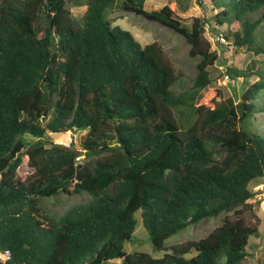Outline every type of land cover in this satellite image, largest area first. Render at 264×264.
<instances>
[{"label":"trees","instance_id":"trees-1","mask_svg":"<svg viewBox=\"0 0 264 264\" xmlns=\"http://www.w3.org/2000/svg\"><path fill=\"white\" fill-rule=\"evenodd\" d=\"M210 2L219 10L187 25L147 0H0V264H244L260 235L244 213L264 179V134L250 127L264 69L227 66L242 80L238 99L212 90L221 56L205 32L264 55V0ZM70 3L87 6L80 18ZM116 7L187 39L189 88L174 90L180 74L160 42L114 25ZM77 130L83 150L50 136ZM83 193L60 214L43 203ZM139 211L160 257L125 250ZM221 214L206 236L167 246Z\"/></svg>","mask_w":264,"mask_h":264},{"label":"rangeland","instance_id":"rangeland-1","mask_svg":"<svg viewBox=\"0 0 264 264\" xmlns=\"http://www.w3.org/2000/svg\"><path fill=\"white\" fill-rule=\"evenodd\" d=\"M155 6L169 5L175 10L176 14L183 18L185 24L190 25L193 18L204 17L210 18L219 9L215 8L210 0H147ZM74 16L80 18L87 6L75 5L70 3ZM111 17L117 18L114 25L131 31L133 35L143 44L146 45L153 41H158L162 44L164 50L171 58L176 71L180 74V79L174 84L173 88L176 92H181L189 88L195 76L197 75V59L189 54L190 45L187 39L175 31L174 29L154 20L137 15L134 12L127 11L116 7L111 13ZM258 14L252 16L257 18ZM264 24V22H263ZM263 29V25L260 26ZM211 28L205 32L206 37L212 42L213 49H216L220 56L221 62L211 66L210 71L213 77L212 90H220L223 96H232L236 99L242 85L240 78H234L228 74L227 66H233L239 69H246L254 64V70L264 69V55H255L247 51L244 47H235L229 42H218L211 33ZM258 79L257 75L251 77V82ZM259 106H264V90L262 91L259 100ZM250 127L264 134V110L256 113L252 119ZM87 134V130L66 131L59 134H52L51 139L58 144L73 146L77 150H83L82 141ZM33 139L29 137V140ZM19 172L23 175H28L32 172V168L28 164V156L23 155V162L19 168ZM254 191V196L248 200L249 205L245 208V217L251 224L258 226L260 235L252 236L251 243L247 246L248 256L244 260V264H264V179L251 184ZM88 194H58L51 198H44L43 203L49 211L54 214L63 213L67 207L75 202L85 200ZM138 223L133 233L132 240L125 243L127 252L145 251L153 254L156 257L163 255V251L155 250L150 240L149 233L145 228L141 216V212L136 213ZM223 215L207 217L200 222L191 224L171 236L166 240L167 246H172L178 243L185 242L190 239H199L210 233L217 225L220 224ZM1 258H6L4 254H0ZM120 259L109 261L107 264H118Z\"/></svg>","mask_w":264,"mask_h":264},{"label":"built area","instance_id":"built-area-1","mask_svg":"<svg viewBox=\"0 0 264 264\" xmlns=\"http://www.w3.org/2000/svg\"><path fill=\"white\" fill-rule=\"evenodd\" d=\"M214 37H215V40L216 41L228 42L227 39H226V37L223 34H221V33L215 34Z\"/></svg>","mask_w":264,"mask_h":264}]
</instances>
